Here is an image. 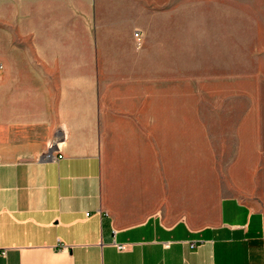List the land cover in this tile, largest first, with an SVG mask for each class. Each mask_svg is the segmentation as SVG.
Wrapping results in <instances>:
<instances>
[{
    "label": "crops",
    "instance_id": "obj_1",
    "mask_svg": "<svg viewBox=\"0 0 264 264\" xmlns=\"http://www.w3.org/2000/svg\"><path fill=\"white\" fill-rule=\"evenodd\" d=\"M171 4L0 0V264H264V210L198 191L195 102L149 99Z\"/></svg>",
    "mask_w": 264,
    "mask_h": 264
},
{
    "label": "rangeland",
    "instance_id": "obj_2",
    "mask_svg": "<svg viewBox=\"0 0 264 264\" xmlns=\"http://www.w3.org/2000/svg\"><path fill=\"white\" fill-rule=\"evenodd\" d=\"M178 1L143 49L149 99L195 102L206 202L230 194L264 210V0ZM252 141L261 152L237 151Z\"/></svg>",
    "mask_w": 264,
    "mask_h": 264
},
{
    "label": "built area",
    "instance_id": "obj_3",
    "mask_svg": "<svg viewBox=\"0 0 264 264\" xmlns=\"http://www.w3.org/2000/svg\"><path fill=\"white\" fill-rule=\"evenodd\" d=\"M134 36H135L137 42L139 43V41H140V39H141L140 32L134 34ZM85 215H86V216H89V213L86 212ZM189 245H190L192 248L196 246L195 243H189ZM126 246H127L126 243H121V244H118L117 248H118L119 250H121V249H124Z\"/></svg>",
    "mask_w": 264,
    "mask_h": 264
}]
</instances>
